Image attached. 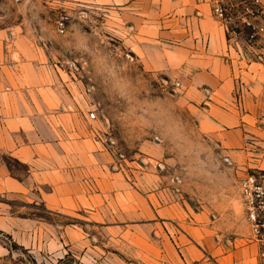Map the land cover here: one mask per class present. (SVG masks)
I'll return each mask as SVG.
<instances>
[{
	"label": "rangeland",
	"instance_id": "1",
	"mask_svg": "<svg viewBox=\"0 0 264 264\" xmlns=\"http://www.w3.org/2000/svg\"><path fill=\"white\" fill-rule=\"evenodd\" d=\"M218 4L239 65H264V0ZM118 19L116 8L83 0H0L5 42L17 40L15 30L31 33L25 40L87 113L109 151L110 172L125 182L99 194L92 207L68 212L51 211L35 196L0 193V264H197L186 242L205 254L245 248L254 264L240 183L255 171L264 175V93L245 102L238 83L243 125L232 146H223L200 131L178 79L143 68L131 23ZM4 160L25 173L24 165ZM186 200L195 211L207 209L209 229H194L192 214L180 225L170 205Z\"/></svg>",
	"mask_w": 264,
	"mask_h": 264
},
{
	"label": "crops",
	"instance_id": "2",
	"mask_svg": "<svg viewBox=\"0 0 264 264\" xmlns=\"http://www.w3.org/2000/svg\"><path fill=\"white\" fill-rule=\"evenodd\" d=\"M83 1L116 8L118 21L127 18L132 50L143 68L178 79L181 99L200 131L232 146L236 129L243 125L238 83L245 102L259 100L264 65H239L227 29L214 14L213 0ZM13 33L17 40L5 42L8 32L0 31V193L35 196L54 212L86 210L99 194L124 187L122 174L110 172L108 149L94 134L87 113L64 93L60 78L38 60L40 50L25 40L31 33ZM4 156L24 165L25 173L14 172ZM170 207L181 218L180 225L192 214L194 229L210 228L206 208L195 211L187 200ZM183 245L197 264H253L245 248L205 254L207 249Z\"/></svg>",
	"mask_w": 264,
	"mask_h": 264
},
{
	"label": "built area",
	"instance_id": "3",
	"mask_svg": "<svg viewBox=\"0 0 264 264\" xmlns=\"http://www.w3.org/2000/svg\"><path fill=\"white\" fill-rule=\"evenodd\" d=\"M214 14L223 17L224 9L213 0ZM59 31H66L65 22L59 21ZM250 25V24H249ZM240 199L249 228V243L255 247V264H264V175L249 173L240 183Z\"/></svg>",
	"mask_w": 264,
	"mask_h": 264
},
{
	"label": "trees",
	"instance_id": "4",
	"mask_svg": "<svg viewBox=\"0 0 264 264\" xmlns=\"http://www.w3.org/2000/svg\"><path fill=\"white\" fill-rule=\"evenodd\" d=\"M223 9H224V8H223ZM251 9H252L254 15H257V14H258L257 10H256V9L254 10V7H252ZM224 16H225V13H224ZM225 17H226V16H225ZM244 29H245L246 33L249 34L250 36H251V35H254V33L256 32V31L254 30L252 24H250V25H248V26L245 25ZM228 30H229V29H228ZM239 31H240V30H236V32H239ZM227 35H228V39L230 40L229 33H228Z\"/></svg>",
	"mask_w": 264,
	"mask_h": 264
}]
</instances>
